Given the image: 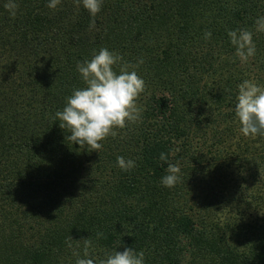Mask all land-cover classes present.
I'll use <instances>...</instances> for the list:
<instances>
[{
  "label": "trees",
  "instance_id": "1",
  "mask_svg": "<svg viewBox=\"0 0 264 264\" xmlns=\"http://www.w3.org/2000/svg\"><path fill=\"white\" fill-rule=\"evenodd\" d=\"M0 0V264H75L125 247L145 264H264V137H245L233 111L244 80L264 85V0H103L94 18L74 0ZM253 32L235 56L230 30ZM211 32V38H205ZM100 48L145 81L141 120L98 153L54 120L77 62ZM117 71L119 68L117 66ZM179 151H175V149ZM165 153L167 162L160 161ZM133 160L123 171L117 157ZM167 163L181 180L161 184ZM97 233H103L102 238Z\"/></svg>",
  "mask_w": 264,
  "mask_h": 264
},
{
  "label": "clouds",
  "instance_id": "2",
  "mask_svg": "<svg viewBox=\"0 0 264 264\" xmlns=\"http://www.w3.org/2000/svg\"><path fill=\"white\" fill-rule=\"evenodd\" d=\"M61 0H49L47 7L55 10ZM74 4L83 8L94 18L101 11L103 0H74ZM12 18H15L19 5L16 0H7L4 5ZM256 31L264 32V17L256 20ZM227 35L235 47V56L241 63H247L256 54L253 32L245 29L230 30ZM205 38H211V32H205ZM143 59L135 65L124 62L123 57L107 48L93 52L90 59L77 62V71L84 87L74 89L66 98L65 106L55 113L54 120L67 133L66 139L80 149L96 151L103 148V141L108 137L115 138L117 129H124L130 123L141 120L143 108L137 105L141 93L145 91V81L137 74L136 69L143 64ZM119 68V71L116 68ZM238 94L234 106L236 122L239 131L245 137H264V85L252 80H244L237 86ZM179 151V149H175ZM160 161L167 162L165 153H160ZM117 166L123 171H130L136 165L133 160L117 157ZM166 175L162 177L164 187H174L181 180L179 164L167 163ZM103 233H97L98 238ZM69 236L66 243L76 257L75 264H97L95 258H90L91 240H83V258L79 241L73 247ZM98 264H145L144 252L125 247L123 251L105 253Z\"/></svg>",
  "mask_w": 264,
  "mask_h": 264
}]
</instances>
